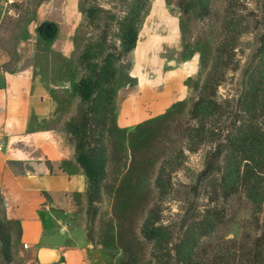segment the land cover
<instances>
[{"label":"rangeland","instance_id":"1","mask_svg":"<svg viewBox=\"0 0 264 264\" xmlns=\"http://www.w3.org/2000/svg\"><path fill=\"white\" fill-rule=\"evenodd\" d=\"M156 3L178 21L197 77L188 100L122 128L121 96ZM0 46L13 58L55 56L63 100L54 123L72 161L88 167L79 219L92 247L121 264H202L260 235L264 207L245 187L222 188L241 130L252 124L264 140V108L245 105L255 79L264 82V0H0ZM260 94L264 103V83ZM13 229L0 237L4 264Z\"/></svg>","mask_w":264,"mask_h":264},{"label":"crops","instance_id":"2","mask_svg":"<svg viewBox=\"0 0 264 264\" xmlns=\"http://www.w3.org/2000/svg\"><path fill=\"white\" fill-rule=\"evenodd\" d=\"M146 23L133 55L134 85L119 104L122 128L188 100L197 77V60L183 58L178 21L156 3ZM54 65L52 52L13 58L0 46V220L14 227L11 264H40L41 250L58 254L54 264H121L92 247L80 227L88 180L55 127L63 99Z\"/></svg>","mask_w":264,"mask_h":264},{"label":"trees","instance_id":"3","mask_svg":"<svg viewBox=\"0 0 264 264\" xmlns=\"http://www.w3.org/2000/svg\"><path fill=\"white\" fill-rule=\"evenodd\" d=\"M135 42V41H134ZM262 78V77H261ZM254 85V91L245 100L247 112L252 114L264 108L262 103L261 87L263 81L259 79ZM260 82V83H259ZM234 152L231 154L227 165V175L224 178L223 194L230 196L235 191L246 188V197L259 209L264 207V186H262L264 170V140L262 134L252 124L242 129ZM85 175L88 177V167L82 164ZM243 171V172H242ZM264 214V213H263ZM214 217L215 214H210ZM216 220L202 224V230L212 231ZM261 233L255 239L247 236L241 244H235L228 251L215 257L203 256L202 264H264V216L261 220ZM9 226L0 220V237ZM5 240H0L4 244ZM205 255L207 253L205 252ZM185 260L189 263L194 261L191 253L186 254Z\"/></svg>","mask_w":264,"mask_h":264},{"label":"water","instance_id":"4","mask_svg":"<svg viewBox=\"0 0 264 264\" xmlns=\"http://www.w3.org/2000/svg\"><path fill=\"white\" fill-rule=\"evenodd\" d=\"M175 63H172L174 65ZM40 264H54L58 261V254L55 251L41 250L38 255Z\"/></svg>","mask_w":264,"mask_h":264},{"label":"built area","instance_id":"5","mask_svg":"<svg viewBox=\"0 0 264 264\" xmlns=\"http://www.w3.org/2000/svg\"><path fill=\"white\" fill-rule=\"evenodd\" d=\"M3 150V142L0 139V152ZM24 247L27 249L28 245H24Z\"/></svg>","mask_w":264,"mask_h":264}]
</instances>
